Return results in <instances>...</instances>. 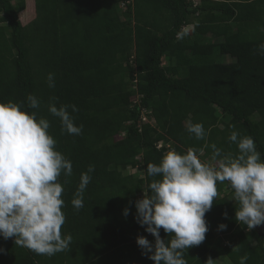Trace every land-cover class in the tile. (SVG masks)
<instances>
[{
    "label": "trees",
    "instance_id": "trees-1",
    "mask_svg": "<svg viewBox=\"0 0 264 264\" xmlns=\"http://www.w3.org/2000/svg\"><path fill=\"white\" fill-rule=\"evenodd\" d=\"M31 1L35 15L24 25L20 14ZM260 44L264 0H0V103L21 104L47 119L55 149L72 163V175L58 177L66 216L61 233L71 235L69 247L38 255L0 237V264H155L137 244L139 236L155 243L136 221L135 202L150 194L149 163L191 147L215 165L212 144L222 156L237 154L233 131L252 137L264 160ZM49 73L55 87L48 86ZM29 94L38 108L29 107ZM53 103L76 106L68 112L81 134L62 129L48 110ZM143 114L153 124L141 122ZM188 122L203 125L204 139L187 131ZM90 165L83 207L76 210L71 202ZM216 187L205 241L183 258L240 264L247 256L246 264H264V235L237 222L230 182ZM160 235L170 238L163 229Z\"/></svg>",
    "mask_w": 264,
    "mask_h": 264
},
{
    "label": "clouds",
    "instance_id": "clouds-1",
    "mask_svg": "<svg viewBox=\"0 0 264 264\" xmlns=\"http://www.w3.org/2000/svg\"><path fill=\"white\" fill-rule=\"evenodd\" d=\"M258 48L264 53V44ZM47 82L49 87H55L54 74H48ZM27 101L29 107H39L35 95L29 94ZM69 107L73 112L78 111L75 105L57 108L54 103L48 110L60 119L63 130L79 135L82 126L75 125ZM49 128L47 119H38L35 112L27 113L21 104L0 103V237L15 238L16 246L52 256L67 249L72 240L70 234L61 233L66 216L61 198L64 188L58 182L62 172L65 176L72 175V163L55 149L56 141ZM187 131L198 140L206 135L201 123L188 122ZM229 140L236 144L237 154L222 156V150L212 144L215 165L202 162L198 150L191 147L183 154L170 150L159 164L147 165V175L153 180L147 186L150 194L144 192L143 198L135 202L136 221L146 226L155 243L139 236L137 244L142 254L155 264H187L183 258L185 250L205 241L209 231L205 214L217 196L218 181L227 180L234 189L235 199L239 201L235 212L237 222L251 229L264 225V160L252 137L233 131ZM199 153L203 155V150ZM92 171L94 166L90 165L81 174L71 202L76 210L83 207V193ZM123 214L127 217L129 209ZM226 227L219 225L220 230ZM161 229L169 235L167 241L161 238ZM247 259L241 257L240 264H246ZM216 261L209 257L206 264Z\"/></svg>",
    "mask_w": 264,
    "mask_h": 264
},
{
    "label": "rangeland",
    "instance_id": "rangeland-1",
    "mask_svg": "<svg viewBox=\"0 0 264 264\" xmlns=\"http://www.w3.org/2000/svg\"><path fill=\"white\" fill-rule=\"evenodd\" d=\"M31 6H32V9L30 8ZM31 6L29 8H27V10L25 12H23V13L20 14V19H21V21H22V23L24 25L28 24V22H30L33 19L34 15H35V13H34L35 7H34L33 1H31ZM123 9L126 10V8H123ZM192 29H193V27H186L187 33H189L190 31H192ZM219 59L221 61H223V62L226 61L227 63L231 61L230 59H228L227 56H223V57H221ZM216 264H231V262H229L227 260H224L222 258H219V260L216 261Z\"/></svg>",
    "mask_w": 264,
    "mask_h": 264
},
{
    "label": "built area",
    "instance_id": "built-area-1",
    "mask_svg": "<svg viewBox=\"0 0 264 264\" xmlns=\"http://www.w3.org/2000/svg\"><path fill=\"white\" fill-rule=\"evenodd\" d=\"M196 5H197V4H196ZM185 30H186V29L184 28V31H185ZM135 102H137V101L135 100ZM141 122H143V123H151V124H153V122L150 121L149 118H148V116L145 115V114L142 115V117H141Z\"/></svg>",
    "mask_w": 264,
    "mask_h": 264
},
{
    "label": "water",
    "instance_id": "water-1",
    "mask_svg": "<svg viewBox=\"0 0 264 264\" xmlns=\"http://www.w3.org/2000/svg\"><path fill=\"white\" fill-rule=\"evenodd\" d=\"M255 229H256L261 235H264V225L256 226Z\"/></svg>",
    "mask_w": 264,
    "mask_h": 264
},
{
    "label": "crops",
    "instance_id": "crops-1",
    "mask_svg": "<svg viewBox=\"0 0 264 264\" xmlns=\"http://www.w3.org/2000/svg\"><path fill=\"white\" fill-rule=\"evenodd\" d=\"M192 27V26H191ZM209 36V35H208ZM228 59H230V58H228ZM226 62V61H225ZM165 64V63H164Z\"/></svg>",
    "mask_w": 264,
    "mask_h": 264
}]
</instances>
